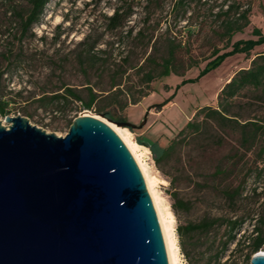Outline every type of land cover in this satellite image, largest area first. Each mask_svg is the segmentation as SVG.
Masks as SVG:
<instances>
[{
    "label": "rangeland",
    "instance_id": "1",
    "mask_svg": "<svg viewBox=\"0 0 264 264\" xmlns=\"http://www.w3.org/2000/svg\"><path fill=\"white\" fill-rule=\"evenodd\" d=\"M28 1L0 0V73L3 72L0 91L23 90L21 97H17L16 107L24 106L28 115L14 108L8 115L26 116L31 124L56 135H64L78 114L91 113L127 128L131 132L130 139L141 145L155 140L166 145L196 108L216 106L217 93L224 83L235 71L248 67L256 52L264 50L261 44L251 50L249 58L244 53L228 56L198 80L182 83L183 78L194 77L216 49L222 52L237 39L255 37L253 27L260 28L264 34V0H49L39 20L22 36L18 24L11 19L13 10L21 13L28 9ZM228 5L233 7L227 18L221 13ZM239 5L240 11L248 9L249 22L228 39L223 24L225 19L235 18L234 6ZM116 9L121 13L120 24L111 28L107 17ZM129 29L131 33L127 32ZM85 36H88V44L96 42L94 51L101 50L95 54L96 63L85 58V45L80 43ZM173 38L180 43L176 51L177 68L183 71V76L171 73L146 84L141 78L145 69L137 72L132 68L120 74L128 65H141L150 55L149 62L159 61L166 54L169 39ZM124 56L127 62L121 60ZM189 63L195 64L188 67ZM113 82H118L116 87L121 90L131 89L136 96L141 91L147 94L131 103L120 92L105 93L98 96L90 108H83L80 101L70 100L46 111L33 99L42 90H57L65 84L77 88L87 100L86 85L97 91L109 88ZM172 93L170 101L159 109L155 106ZM235 102L232 109L241 119L264 121L261 90H244ZM104 112L116 118V122L130 125L117 124L106 118ZM0 120L6 124L1 114ZM137 129H142L143 134H137ZM225 130L226 133L219 132L223 138L220 137L217 144L207 139L209 133L198 142L184 144L175 153L176 163L169 168V175L157 168L151 152L145 154L139 149L148 173L157 178L153 188L162 212L166 205L171 207L174 202L173 191L188 203L187 207L177 203L176 212L171 207L179 246L178 264H243L250 237L256 234L251 233L253 223L261 224L264 232V152L260 151L264 134L246 151L241 147L240 130ZM227 164L231 165L229 171L215 175L217 167ZM226 183L241 186L242 194L235 203L225 200L215 187ZM206 215L242 216L245 222L220 257L215 258L213 252L226 237L223 227L205 235H189L185 239L189 254L185 255L180 248L177 225L198 221ZM259 250L264 251V243Z\"/></svg>",
    "mask_w": 264,
    "mask_h": 264
},
{
    "label": "water",
    "instance_id": "2",
    "mask_svg": "<svg viewBox=\"0 0 264 264\" xmlns=\"http://www.w3.org/2000/svg\"><path fill=\"white\" fill-rule=\"evenodd\" d=\"M4 120L0 264H168L143 174L106 120L78 114L64 135Z\"/></svg>",
    "mask_w": 264,
    "mask_h": 264
},
{
    "label": "trees",
    "instance_id": "3",
    "mask_svg": "<svg viewBox=\"0 0 264 264\" xmlns=\"http://www.w3.org/2000/svg\"><path fill=\"white\" fill-rule=\"evenodd\" d=\"M48 1L49 0H29V7L26 11L16 13L13 10L14 16L11 20L18 24L20 28V34H22V36L30 30L33 23L39 20L44 6ZM146 1L149 2L151 0ZM179 1L180 0H178V2ZM232 7V5H228V7L222 11L221 14L228 18ZM234 7L235 18L231 21L225 19V23L223 24V30L226 33L228 39H230L234 33L242 31V29L249 22L247 18L248 9L240 11V5ZM120 16L121 13L119 12V9H116L111 15L107 17L111 28H114L120 24ZM241 19H243L242 22H240ZM127 32L131 33V29H129ZM252 34L255 37L237 39L230 43L229 49L225 47V50L222 52L216 49L213 52V57L208 60L202 68L199 69L198 73L194 77L183 78L182 83L194 82L198 80V78L220 65L226 57L236 53H244V55L249 58L250 52L255 46L264 44V34L261 32L260 28L253 27ZM87 41L88 36H85L80 42L81 44L85 45V49L83 51L85 58L96 63L97 60L95 54L100 53L101 50L97 49L98 51H94L96 42L88 44ZM179 44L180 43L175 41V38L169 39L166 54L161 56L159 61L152 59V63L149 62V60L151 61L152 57L150 55L143 61L141 65H128V67L122 70L120 74L123 75L128 69L132 68H135L137 72H143L145 69L142 75L143 77L141 76V78L146 84H149L155 78L168 76L171 73L183 76V71H180L177 68L178 57L176 55V51L178 46H180ZM121 60L127 62V56L122 57ZM148 63V67L144 68V66H147ZM194 64L195 63H189L188 67ZM2 73H0V76ZM118 84V82H113L109 88H98L97 91H95L92 86L86 85L88 91L87 100L83 99L77 88L67 86L65 84H63L57 90H42L37 93L38 96H34L33 99L36 103H38V107H41L46 111L48 108L56 109L59 104L70 100L80 101L83 108H90L96 98L105 93L106 95H113L120 92L125 96L126 100L130 101L131 103L138 102L141 97L147 94L146 92L141 91V93L136 96L134 91L131 89L121 90L119 87H116ZM113 87L116 88L112 90ZM247 89L261 90L264 93V50L256 52L250 59V64L248 67L238 69L224 83L217 93L216 106L202 105L196 108L192 117L185 122V124L178 130L176 135L166 145H161L156 140L145 143L152 153V157L157 168L163 173L169 175V168L174 166L173 164L176 163L174 160L175 153L177 150H180L184 144L200 141L199 139H201L205 133H209L207 138L208 140L213 142V144H217L219 143L218 139L220 137L223 138V136H220L219 132L226 133V128H238L241 134V147L246 151L250 150L252 146L255 145L257 138L264 134V121H254L248 118L241 119V115H238L232 109L236 103L235 99ZM22 91L23 90L21 89L15 91L14 93H12V91H0L1 115H8L11 108L17 109L18 111L20 110L23 114L28 115L29 112L24 108V106L18 105L20 107H16V104L18 103L17 97H21ZM173 94L174 93L155 106H157L159 109L162 105L171 100ZM103 114L106 118L115 122L117 121V119L111 116L109 113L104 112ZM260 151L261 153L264 152V144ZM230 166L231 165L227 164L225 167H217V169L214 171L215 175L229 171L231 168ZM171 182H173L172 178H170V184L173 185L174 183ZM215 187L221 193L224 199L231 203H235L242 194L240 184L232 187L230 183H226L225 185H215ZM171 195L174 199V202L171 204L174 212H176L177 203L182 207H187L188 203L182 199H179L176 191H173ZM244 222L245 218L242 216L231 217L223 215H206L200 218L198 221L188 222L184 225L178 224L176 227V232L179 238L180 248L185 255H188L189 252L185 247V239L189 235H205L214 228L219 229L223 227L226 237L221 239L222 241L218 243L217 249L213 252V256L218 258L228 248V244L236 239L237 233L240 231ZM251 233L256 234L250 237L248 249L243 256V264H248L251 255L259 251L262 244L264 243V232L263 226L261 224L258 222L253 223ZM243 237L247 236L243 235Z\"/></svg>",
    "mask_w": 264,
    "mask_h": 264
},
{
    "label": "bare ground",
    "instance_id": "4",
    "mask_svg": "<svg viewBox=\"0 0 264 264\" xmlns=\"http://www.w3.org/2000/svg\"><path fill=\"white\" fill-rule=\"evenodd\" d=\"M83 114H91V113H83ZM96 115V114H94ZM97 116V115H96ZM98 117V116H97ZM107 123L112 127V129L117 132L124 142L127 144L128 148L130 149L131 153L133 154L134 159L136 160L146 183L148 192L151 196L154 208L156 210V214L158 217V221L160 224V228L162 231L164 244L168 256V262L169 264H178V252H179V246L177 243V237L175 233V216L174 213L169 205H166L165 212H162L159 206L158 201V195L156 191L154 190L153 186L157 180L155 176H151L146 167L145 164L142 162L141 159V153H139V149H142V151L145 154H149L150 150L147 146L141 145L133 140L130 139L129 135L131 132L127 128H122L114 123L108 122ZM261 253H264L263 250H259Z\"/></svg>",
    "mask_w": 264,
    "mask_h": 264
},
{
    "label": "crops",
    "instance_id": "5",
    "mask_svg": "<svg viewBox=\"0 0 264 264\" xmlns=\"http://www.w3.org/2000/svg\"><path fill=\"white\" fill-rule=\"evenodd\" d=\"M137 132V134H143L144 131L142 129H137Z\"/></svg>",
    "mask_w": 264,
    "mask_h": 264
}]
</instances>
